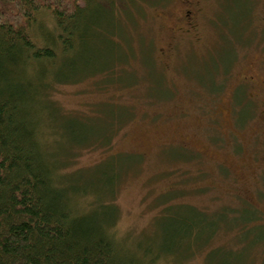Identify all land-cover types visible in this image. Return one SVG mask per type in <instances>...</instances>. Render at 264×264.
<instances>
[{"label":"rangeland","instance_id":"374dc122","mask_svg":"<svg viewBox=\"0 0 264 264\" xmlns=\"http://www.w3.org/2000/svg\"><path fill=\"white\" fill-rule=\"evenodd\" d=\"M189 1L198 14L187 25L184 0L146 3L142 15L134 2L116 14L98 0L86 45L48 70L49 81H62H52L49 90L56 105L42 99L49 106L39 111L38 136L62 181L86 186V195L104 202L101 214L112 220L113 237L144 264H264V225L256 223L264 224V150L255 138L263 131L261 108L238 83L264 55V0ZM115 20L118 35L103 37L98 28L117 29ZM236 22H242L239 33ZM51 23L44 11L34 29ZM117 54L125 57L118 74L130 82L126 76L107 83L95 74L73 78L81 64L97 69ZM31 71L39 82L36 67ZM235 91L242 95L233 97ZM104 103L116 111L112 133L96 140L108 130L98 120L89 131L94 140L77 143L86 135L77 119ZM230 104L232 141L220 131L232 127ZM220 109L219 122L213 121L210 114ZM246 208L255 216L239 225L230 216L252 218ZM223 211L230 216L190 224L196 212L211 218Z\"/></svg>","mask_w":264,"mask_h":264},{"label":"trees","instance_id":"16d2710c","mask_svg":"<svg viewBox=\"0 0 264 264\" xmlns=\"http://www.w3.org/2000/svg\"><path fill=\"white\" fill-rule=\"evenodd\" d=\"M97 1L0 0V264H144L146 260L122 248L113 237L112 220L101 214L103 201L86 195V186L62 181L38 136L39 111L49 106L42 101L55 104L49 90L54 87L52 81H62L57 76L49 81L48 70L58 65L59 57L86 45L89 36L85 27ZM107 1L116 14H125L126 3L134 2L140 15L146 3L162 2ZM44 11L51 13L53 23L49 28L39 25L34 29L37 15ZM222 16L221 23L230 32V24ZM237 24L234 29L239 33L241 26ZM112 25L117 29L98 28L103 37L118 35L120 21ZM124 59L114 55L111 64L92 70L81 64L73 78L95 74L99 80L111 82L116 77L124 81L122 77L126 76L130 82L128 75L117 71L116 64ZM32 67L39 72L41 80L37 83L30 76ZM104 104L108 107L100 105L92 115L77 119L86 134L77 143L94 140L89 131L98 120L108 130L97 134L96 140L112 133L116 111L110 103ZM199 218L197 215V221L190 223L193 228L201 226Z\"/></svg>","mask_w":264,"mask_h":264},{"label":"flooded vegetation","instance_id":"af4514ba","mask_svg":"<svg viewBox=\"0 0 264 264\" xmlns=\"http://www.w3.org/2000/svg\"><path fill=\"white\" fill-rule=\"evenodd\" d=\"M184 3H186V6L185 8H183L182 10V19L184 20V22L189 25L191 24V21L192 19L195 17L196 14H198V8L194 7L193 4H191V2L189 0H184ZM187 3H189L187 5ZM183 22V23H184ZM182 26H184L182 24ZM183 28V31L184 29L187 31L188 28L186 27H182ZM181 28V30H182ZM239 85L243 86L246 88V92H247V97L250 99L251 103L255 102L256 100L259 102L260 104V111H259V114H260V118H261V124H262V129L263 131L261 132L260 135H257L255 138L257 139V141L259 143H261L262 147H263V150H264V55H262V59H260L258 61V63L256 65H254V68L253 69H249L246 73H242L240 74V79L238 81ZM232 90L235 89L234 86H230L229 87ZM232 93L229 94V100L233 99L232 98ZM242 95V93H238V91H235L234 92V96L236 97H240ZM231 103V102H230ZM232 105L230 104L229 105V115H228V118H229V121L230 123L232 124V127H227V128H221V124H219L220 128H221V132L223 133V135L225 137H227V139H229L230 141H232L233 137L237 136V133H236V126H235V122H234V118H233V112H232ZM210 112V111H209ZM214 111H212V115L210 114V118L213 120V121H217L219 122V117L220 115L223 113V111L220 109L219 111L216 110L214 113ZM240 115H241V112H240ZM219 128V127H218ZM219 128V129H220ZM254 153H252V157ZM247 210L251 211V213L253 214L252 218L250 219H242V216H241V213L239 214L241 217L239 219V216H236V215H232L230 216V213H227L226 211H223V212H220L219 214L213 216V217H209L207 216L206 214L204 213H201V212H196V214L198 215V218L200 217L202 221H206L208 218L211 219V220H215L214 218L215 217H218L220 215H225V213H227V216H230V217H234L233 220H236L237 219V224H244L245 225H249L251 224L250 221L253 220V217L255 216V212L253 210H251L250 208H246ZM229 214V215H228ZM208 217V218H207ZM227 222V221H226ZM236 222V221H234ZM215 223V222H214ZM255 223V222H254ZM258 224H261V225H264L262 222L259 223V222H256ZM228 225H234L233 223L231 224H228ZM215 227H216V223H215Z\"/></svg>","mask_w":264,"mask_h":264}]
</instances>
